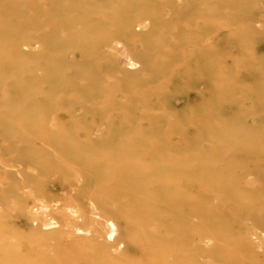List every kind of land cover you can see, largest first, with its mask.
Segmentation results:
<instances>
[{"label":"rangeland","instance_id":"1","mask_svg":"<svg viewBox=\"0 0 264 264\" xmlns=\"http://www.w3.org/2000/svg\"><path fill=\"white\" fill-rule=\"evenodd\" d=\"M143 241L264 264V0H0V264Z\"/></svg>","mask_w":264,"mask_h":264},{"label":"bare ground","instance_id":"2","mask_svg":"<svg viewBox=\"0 0 264 264\" xmlns=\"http://www.w3.org/2000/svg\"><path fill=\"white\" fill-rule=\"evenodd\" d=\"M7 63V62H6ZM158 92H160V90L158 91ZM161 93V92H160ZM165 99H166V97H165ZM100 106V105H99ZM98 106V107H99ZM101 108L103 107V106H100ZM104 108V107H103ZM195 115V114H194ZM194 115H192V116H194ZM189 117V116H188ZM187 117V118H188ZM190 118V117H189ZM193 120V119H192ZM202 120V119H201ZM211 120V119H210ZM209 120V121H210ZM200 121V120H199ZM208 120L206 121V123L208 122V123H210ZM200 123V122H199ZM203 123V122H202ZM196 124H197V122H196ZM201 124V123H200ZM184 125H186V124H184ZM119 126V125H118ZM188 126V125H187ZM192 126V125H191ZM205 126V125H204ZM189 129H190V127H189ZM205 129H207L206 127H205ZM201 131V130H200ZM153 144V143H152ZM151 144V145H152ZM155 144V143H154ZM153 144V145H154ZM137 147H138V145H137ZM149 147V146H148ZM79 154V153H78ZM165 161V160H164ZM164 161L162 162V163H164ZM78 162V161H77ZM168 162H170V161H168ZM142 165V164H141ZM158 165V164H157ZM160 166V165H159ZM124 167H126V166H124ZM129 167H130V165H129ZM160 167H162V166H160ZM163 167H164V165H163ZM175 167V166H174ZM174 167H172L173 169H174ZM149 168V167H148ZM178 170H179V168H178ZM157 171V170H156ZM167 171V170H166ZM87 172V171H86ZM141 172H144V170H139V173H141ZM149 172V171H148ZM147 172V173H148ZM168 172V171H167ZM146 173V174H147ZM170 173V172H169ZM172 173V172H171ZM149 175H150V173H148ZM152 174V173H151ZM138 175V173H136V176ZM153 175V174H152ZM155 175V174H154ZM165 176V175H164ZM153 177V176H152ZM151 177V178H152ZM137 178H138V176H137ZM137 178H136V180H137ZM153 178H155V176L153 177ZM149 179V178H148ZM147 180V179H146ZM135 181V180H134ZM154 181V180H153ZM152 182V181H151ZM138 182H136V184H137ZM144 183V182H143ZM145 183H147V182H145ZM124 184V180H123V182H122V185ZM136 184H134V186L136 185ZM132 185V184H131ZM131 185H129L130 187H131ZM123 186H125V184L123 185ZM138 186V188H139V185H137ZM126 187V186H125ZM129 187V188H130ZM132 187H133V185H132ZM128 187H127V189H129ZM134 188V187H133ZM141 188V187H140ZM136 190V189H135ZM154 198V197H153ZM147 200V199H146ZM154 201V200H153ZM139 202V201H138ZM141 219V218H140ZM152 221H153V219H152ZM150 228V227H149ZM147 231V230H146ZM148 232V231H147ZM140 233V232H139ZM148 234V233H147ZM139 235V234H138ZM138 237H141V235L140 236H138ZM141 239H143L142 237H141ZM140 241V240H139ZM140 243V242H139ZM142 243H145L144 241L142 242ZM146 244V243H145ZM139 246V245H138ZM143 248V249H142ZM156 248V245H155V243H153L152 242V246L150 247V245L148 244H146V245H141V250H142V253H141V258H144V257H146V258H148L150 261H152V264L154 263V262H158V259L156 258V252H157V249H155ZM164 251V250H163ZM162 254H164V253H162ZM140 256V255H139ZM138 257V256H137ZM140 258V259H141ZM139 260V259H138ZM148 260V261H149ZM156 260V261H155ZM148 263V262H147ZM150 264H151V262H149ZM148 263V264H149ZM156 264V263H155Z\"/></svg>","mask_w":264,"mask_h":264}]
</instances>
